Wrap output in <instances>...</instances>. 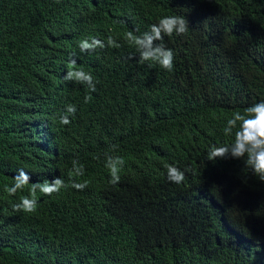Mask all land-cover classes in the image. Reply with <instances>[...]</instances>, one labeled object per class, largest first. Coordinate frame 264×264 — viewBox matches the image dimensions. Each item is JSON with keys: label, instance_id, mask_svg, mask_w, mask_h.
I'll list each match as a JSON object with an SVG mask.
<instances>
[{"label": "trees", "instance_id": "trees-1", "mask_svg": "<svg viewBox=\"0 0 264 264\" xmlns=\"http://www.w3.org/2000/svg\"><path fill=\"white\" fill-rule=\"evenodd\" d=\"M169 15L189 30L164 38L171 72L126 39ZM93 37L121 47L82 53ZM71 60L95 92L64 80ZM259 102L264 0H0V264H264V182L243 160L205 159ZM106 154L125 161L116 185ZM19 169L67 187L9 195ZM24 196L34 212L13 210Z\"/></svg>", "mask_w": 264, "mask_h": 264}, {"label": "clouds", "instance_id": "clouds-1", "mask_svg": "<svg viewBox=\"0 0 264 264\" xmlns=\"http://www.w3.org/2000/svg\"><path fill=\"white\" fill-rule=\"evenodd\" d=\"M188 30L187 21L182 16L169 15L159 20L158 24H153L150 30L141 35H135L133 31L126 33L128 43L135 47L139 54V63L151 61L158 64L164 70L171 72L174 68V54L171 49L164 44L165 36H171L174 33L183 35ZM120 48L112 37H108L107 43L93 37L80 42L79 48L82 53L93 52L105 47ZM132 59V57H129ZM152 65L150 64L149 67ZM66 81H75L78 84L87 86L89 92H95V81L91 73L78 69L76 61L69 62V71L64 76ZM92 99L90 95L85 96V102ZM76 113L75 105H68L60 116V124L68 125L71 117ZM226 136L232 137V142L222 145H211L206 153L205 159L212 162L217 159L231 157L235 160H243L247 169L260 181L264 182V102L256 103L244 110V113L235 112L226 122L223 129ZM115 147V146H113ZM125 161L122 157L107 155L105 158V167L108 168L111 179L109 183L116 185L120 182V172ZM73 176H83V166L77 161H73ZM167 179L176 184H180L185 179V174L179 168L168 165ZM30 176L22 169L17 170V175L13 178L12 186L6 190L9 195H15L17 191H23L25 187H30L34 195L37 191L51 196L58 194L61 189L66 188L64 180L57 177L53 180H45L43 183H30ZM88 186L87 181L83 183H72L71 187L76 190H84ZM37 208V201L29 196H24L19 203L13 205L14 211H23L26 213L34 212Z\"/></svg>", "mask_w": 264, "mask_h": 264}]
</instances>
